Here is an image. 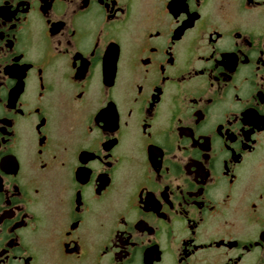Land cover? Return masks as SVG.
I'll return each mask as SVG.
<instances>
[{
  "label": "flooded vegetation",
  "instance_id": "1",
  "mask_svg": "<svg viewBox=\"0 0 264 264\" xmlns=\"http://www.w3.org/2000/svg\"><path fill=\"white\" fill-rule=\"evenodd\" d=\"M0 264H264V0H0Z\"/></svg>",
  "mask_w": 264,
  "mask_h": 264
}]
</instances>
